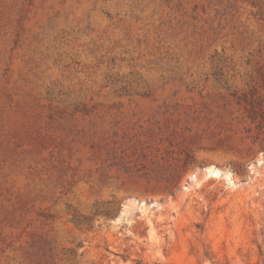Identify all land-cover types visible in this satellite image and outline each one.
<instances>
[{"label":"rangeland","instance_id":"374dc122","mask_svg":"<svg viewBox=\"0 0 264 264\" xmlns=\"http://www.w3.org/2000/svg\"><path fill=\"white\" fill-rule=\"evenodd\" d=\"M0 264H264V0H0Z\"/></svg>","mask_w":264,"mask_h":264}]
</instances>
